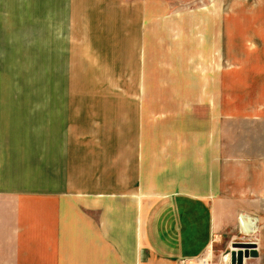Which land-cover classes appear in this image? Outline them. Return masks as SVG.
Instances as JSON below:
<instances>
[{"label":"rangeland","instance_id":"1","mask_svg":"<svg viewBox=\"0 0 264 264\" xmlns=\"http://www.w3.org/2000/svg\"><path fill=\"white\" fill-rule=\"evenodd\" d=\"M261 16L264 0H0V110L20 124L27 116L15 111L37 110L61 132L72 190L99 200L104 193L105 203L135 193L143 215L165 182L181 179L175 173L211 182L221 153V194L204 203L220 223L211 255L178 264L225 263L231 247L247 264H264V109L241 104L264 100V85L253 89L264 58L223 48L210 57L216 73L203 70L217 48L205 41L203 20L222 19L228 29L232 17ZM207 85L222 89L217 110L198 105ZM28 99L40 107L20 106ZM240 213L257 218L254 234L241 230Z\"/></svg>","mask_w":264,"mask_h":264},{"label":"crops","instance_id":"2","mask_svg":"<svg viewBox=\"0 0 264 264\" xmlns=\"http://www.w3.org/2000/svg\"><path fill=\"white\" fill-rule=\"evenodd\" d=\"M203 22L205 41L217 44L213 54L206 53L204 72L216 73L210 57H218L223 48L224 53L234 47L264 58V16L232 17L224 24L228 29L222 28V19ZM257 79L253 89L264 85V77ZM205 88L208 92L198 105L212 103L217 110L222 89ZM30 100L20 106L40 107L39 99ZM244 101L247 111L264 109L263 99ZM15 112L24 113L27 120L20 124L15 115L0 110V264H178L180 259L194 261L191 258L206 250V259L211 255L209 240L220 223L211 220L212 211L204 203L216 202L221 194V183L214 182L216 170L222 168L221 153L215 155L220 162L210 168L211 182L193 184L183 173H175L181 179L165 182L167 192L153 195L154 208L143 215L142 199L135 193L128 195L129 201L123 192L105 203L104 193L99 200L72 190L64 175L69 169L63 167L67 154L60 130L40 121L37 110ZM190 142L186 139L182 147Z\"/></svg>","mask_w":264,"mask_h":264},{"label":"bare ground","instance_id":"3","mask_svg":"<svg viewBox=\"0 0 264 264\" xmlns=\"http://www.w3.org/2000/svg\"><path fill=\"white\" fill-rule=\"evenodd\" d=\"M238 224L241 228V230L246 234H253L257 229V218L255 216H252L248 213H240L238 215ZM238 247H231L232 251L240 252L237 250ZM211 248H209L208 253H210ZM230 256V255H228ZM201 260H208L206 257L202 258ZM244 264H247L245 260H243Z\"/></svg>","mask_w":264,"mask_h":264},{"label":"water","instance_id":"4","mask_svg":"<svg viewBox=\"0 0 264 264\" xmlns=\"http://www.w3.org/2000/svg\"><path fill=\"white\" fill-rule=\"evenodd\" d=\"M243 253L241 252H236V251H232L231 252V260L233 262L237 261L238 263H242L243 262ZM257 252L256 250H252V255H256Z\"/></svg>","mask_w":264,"mask_h":264},{"label":"built area","instance_id":"5","mask_svg":"<svg viewBox=\"0 0 264 264\" xmlns=\"http://www.w3.org/2000/svg\"><path fill=\"white\" fill-rule=\"evenodd\" d=\"M204 263L203 264H244L243 262L242 263H238L237 261H235V262H233L232 260H231V255L229 256V260L228 261H226L225 263H221V260H217V261H215V262H211V263H206L205 261H203ZM199 264H201V263H199Z\"/></svg>","mask_w":264,"mask_h":264}]
</instances>
